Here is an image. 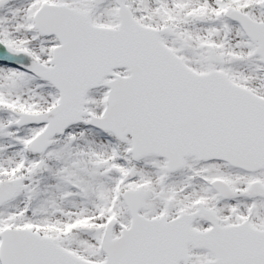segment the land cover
<instances>
[{
    "label": "snow or ice",
    "instance_id": "6c2138e0",
    "mask_svg": "<svg viewBox=\"0 0 264 264\" xmlns=\"http://www.w3.org/2000/svg\"><path fill=\"white\" fill-rule=\"evenodd\" d=\"M0 264H264V0H0Z\"/></svg>",
    "mask_w": 264,
    "mask_h": 264
}]
</instances>
